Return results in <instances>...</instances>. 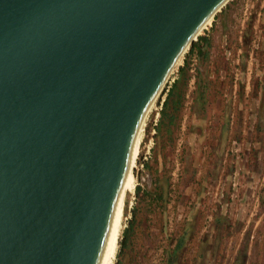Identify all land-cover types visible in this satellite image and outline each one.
Masks as SVG:
<instances>
[{
    "label": "water",
    "instance_id": "1",
    "mask_svg": "<svg viewBox=\"0 0 264 264\" xmlns=\"http://www.w3.org/2000/svg\"><path fill=\"white\" fill-rule=\"evenodd\" d=\"M230 0H0V264H103L137 134Z\"/></svg>",
    "mask_w": 264,
    "mask_h": 264
},
{
    "label": "rangeland",
    "instance_id": "2",
    "mask_svg": "<svg viewBox=\"0 0 264 264\" xmlns=\"http://www.w3.org/2000/svg\"><path fill=\"white\" fill-rule=\"evenodd\" d=\"M200 36L145 121L115 264H264V0Z\"/></svg>",
    "mask_w": 264,
    "mask_h": 264
},
{
    "label": "bare ground",
    "instance_id": "3",
    "mask_svg": "<svg viewBox=\"0 0 264 264\" xmlns=\"http://www.w3.org/2000/svg\"><path fill=\"white\" fill-rule=\"evenodd\" d=\"M212 20H213V18H211L206 23L205 27H203V29L201 30V33L209 24H211ZM155 102H156V100H155ZM155 102H153V104L151 105V108L149 109L147 116L154 109ZM147 116L145 117V121L147 119ZM144 126H145V122L142 124V126H141V128L137 134V137H136L135 145H134L133 152H132L130 168H129V171L125 177V180H124V183L122 185V189H121V192L119 195L118 204H117L115 217H114V221H113V226H112V230H111V234H110V238H109V242H108V246H107V251H106V255H105V259H104L103 264H115V261H116L115 259H116V255H117V251H118V247H119V241H118L119 240V237H118L119 231H120V229L124 223L122 221V217L124 216V210H125L124 209V206H125L124 203L126 202L127 199L129 200L130 196H132L136 190L138 177H137V174L135 172V168L137 167V162H138V158H139V145H140V142L144 136Z\"/></svg>",
    "mask_w": 264,
    "mask_h": 264
},
{
    "label": "trees",
    "instance_id": "4",
    "mask_svg": "<svg viewBox=\"0 0 264 264\" xmlns=\"http://www.w3.org/2000/svg\"><path fill=\"white\" fill-rule=\"evenodd\" d=\"M206 38L204 36H200L198 41H194L193 44L191 45L189 51L185 54V60H187V57L191 54H193L196 50L197 52L202 50V42H204ZM183 67H181L182 69Z\"/></svg>",
    "mask_w": 264,
    "mask_h": 264
}]
</instances>
